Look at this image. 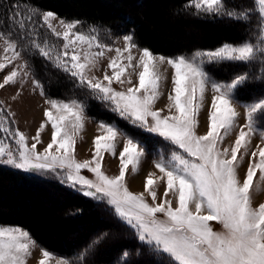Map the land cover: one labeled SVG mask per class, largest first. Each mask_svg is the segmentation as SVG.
Wrapping results in <instances>:
<instances>
[{"label":"snow or ice","instance_id":"obj_1","mask_svg":"<svg viewBox=\"0 0 264 264\" xmlns=\"http://www.w3.org/2000/svg\"><path fill=\"white\" fill-rule=\"evenodd\" d=\"M5 4L8 7L0 13V71L10 65L12 70L3 76L0 89L17 83L22 87L32 77L22 56L27 39L31 50L65 74L76 88L85 90L133 128L162 138L172 148L169 154L161 152L152 160L154 170L147 172L143 191H131L126 175L129 171L133 176L139 174L145 157L142 143L115 123L101 120L98 129L102 134L93 139L91 159L78 160L76 142L84 130L86 101L47 97L41 83L32 77L34 89L46 97L45 119L29 143L25 133L12 127L15 113L0 101V166L51 175L84 197L110 206L139 242L133 251L122 252L118 264H138L141 257L146 258L144 264H264V202L253 205L254 194L261 191L257 180L264 184V88L242 105L237 100L245 85H264V0H186L184 11L243 25L246 35L236 43L223 42L214 50L172 57L139 48L133 33L123 35V47H114L100 40L95 26L81 31L80 20L61 18L63 31H57L52 23L57 19L55 13L41 12L23 0H0V8ZM44 27L55 42L49 40L47 32L40 39V28ZM111 52L115 55L101 69L102 77L90 75ZM164 64L173 72L167 114L162 115L164 109L155 105L164 95L161 88L166 77L159 71ZM226 65L241 66L227 81L214 79L208 71L210 67L226 71ZM137 68L141 70L136 72ZM114 82L121 90L113 87ZM19 95L17 92L12 99ZM238 107L244 108L245 122L234 142L223 147L237 128L241 116ZM202 110L207 130L198 134ZM48 124L51 141L41 151L37 145L43 143L41 133ZM258 133L260 143L252 149V138ZM119 139L123 146L118 151ZM105 153L118 155L117 175L102 170ZM83 170L93 178L83 175ZM161 185L163 193L158 195ZM211 222L219 224L221 230H214ZM107 235L94 239L75 259L57 258L40 246L37 264L53 260L55 264H87V255ZM36 247L29 231L0 225V264H28ZM133 256L137 260L131 259Z\"/></svg>","mask_w":264,"mask_h":264},{"label":"trees","instance_id":"obj_2","mask_svg":"<svg viewBox=\"0 0 264 264\" xmlns=\"http://www.w3.org/2000/svg\"><path fill=\"white\" fill-rule=\"evenodd\" d=\"M40 11L50 10L66 20H80L89 29L95 26L103 32L134 34L135 42L154 53L165 56L190 55L195 50L215 49L223 42L236 43L245 38L243 25L228 20L197 17L184 11L186 0H23ZM5 4L0 13L7 8ZM47 32L40 28V39ZM22 51L32 76L44 88L47 97L86 101L87 112L93 118L118 122L128 133L139 136L147 146H153L150 134L135 129L120 119L101 102L92 99L85 90L76 88L69 78L50 62L31 50L25 40ZM239 65L210 67L213 77L228 80ZM264 85L249 83L237 97L249 101ZM14 128V124L12 125ZM79 210V211H77ZM0 225L25 228L44 249L75 259L88 244L104 233L86 257L87 264H118L125 250L133 251L138 241L133 231L115 217L110 206L86 198L53 176L25 173L9 166H0ZM131 259L137 260L135 256ZM141 257L138 264H144ZM155 264V262H153Z\"/></svg>","mask_w":264,"mask_h":264},{"label":"rangeland","instance_id":"obj_3","mask_svg":"<svg viewBox=\"0 0 264 264\" xmlns=\"http://www.w3.org/2000/svg\"><path fill=\"white\" fill-rule=\"evenodd\" d=\"M50 11V10H46ZM42 12V11H41ZM53 12V11H51ZM55 13V12H53ZM56 14V13H55ZM57 16L56 20H53L52 23L53 25L57 28V31H63V28L59 24V20L62 18L60 16ZM64 19V18H62ZM66 20V19H65ZM72 21V20H68ZM80 30L81 31H87L85 26L80 25ZM128 34V32H119V33H110L109 32H103V30L99 29V38L100 40L109 45L118 46V47H123V40L122 37L123 35ZM62 43V42H61ZM138 45V44H137ZM139 46V45H138ZM139 48H143L139 46ZM209 50H214V49H209ZM134 55L138 56L139 53L136 50H133ZM154 53V52H153ZM157 55H163V54H158L154 53ZM115 53H106V56L100 61L99 65L97 66L96 69H94L90 75H96L98 77H102L103 72L101 69H104L107 67V62L108 58L111 56H114ZM23 59H25L24 54L22 53ZM165 56V55H164ZM170 57V56H166ZM17 63H20L18 61ZM126 63V61H125ZM12 70V65H10L8 68H6L3 71H0V82L3 80V76L6 75L8 72ZM141 69L137 68L135 71L138 72ZM132 69H128L127 72L128 74H132ZM159 71L161 74L166 77V79L162 82V88L161 91L164 93V95L160 98L159 101L156 103V108L160 109L163 108L164 112L163 114H167V109H166V104H167V94L171 90V76L173 70L167 65H161L159 67ZM109 74H111V69H108ZM33 77V76H32ZM32 77H30L26 82L23 83V86L21 87L20 83H17L16 85H8L4 89H0V101L3 102V106L7 109L10 108L12 112L15 113V123H14V128H18L19 131L23 132L26 134V136L29 137V143H31V137L36 134L37 129L39 128V125L43 120L45 119L43 116V110L48 107V105L45 103V96H41L39 94V89H34V86L32 84ZM134 82L138 83V80L135 75L132 76ZM214 78V77H213ZM216 79V78H214ZM221 82L227 81V80H220L217 79ZM128 85H124L123 87L126 88ZM113 87L117 88V90H121V86L116 84L114 82ZM262 89V88H261ZM260 89V90H261ZM20 92V95L17 97L16 100H13L12 97L17 93ZM207 99H206V106L208 102H210V97H211V92L209 91L207 94ZM57 99V98H54ZM64 100V99H63ZM238 103L240 105L244 104L245 100H241L237 97ZM67 101V100H65ZM238 111H240L241 116L237 120V128L232 132V134L226 138L224 141V144L222 145L223 147L229 146L232 142H234L235 136L238 133L239 126L242 125L244 121V108L243 107H238ZM86 120L84 123V130L80 133V135L77 137V142H76V151L75 155L78 160H85V159H91L92 153L94 151V145H93V139L96 135L102 134V130L98 129V122L101 121L99 119L93 118L91 115L88 114L86 110ZM199 127L197 129L198 134H204L206 132V112L204 110L201 111V114L199 116ZM106 121V120H103ZM108 123H115L120 129H122L118 122H109ZM259 124V122H258ZM123 131L127 132L126 130L122 129ZM142 131V130H141ZM51 125L48 124L45 127V130L41 133V139L43 141L42 144H38L37 148L38 150H43V147L47 145L51 141ZM149 134V133H148ZM133 135V134H131ZM136 139H138L142 145L145 148V157L142 160L141 166H140V171L139 174L136 176H133L131 171L126 175V181L128 183V187L131 191L133 192H141L143 191V183H144V178L147 174L148 171L154 170V166L152 165V160L157 157L161 152H163L165 155L169 154L172 146L168 144V142L164 141L162 138L150 134L149 137L153 140V146H147L144 141L141 140L139 136L133 135ZM260 143V137L259 133L252 138V145L251 148L254 149L256 144ZM123 146V140L119 139L117 141V150H122ZM247 163V158L245 161V166L246 167ZM244 167L240 169V175L241 178L244 176ZM102 170L107 174V175H117L119 171V158L118 155L117 157H112L110 153H105L104 154V161L102 162ZM82 174L85 175L87 178L92 179L93 175L88 172L87 170H83ZM137 179L140 180L139 184L136 182ZM257 184L261 185V191L259 194H254L253 196V205L257 206L259 203L264 202V184H261L259 180H257ZM163 193V186L161 185L160 188L158 189V195H162ZM149 201L151 198H148ZM213 229L214 230H221V226L217 224L216 222H211ZM7 226V225H6ZM10 226H17V225H10ZM21 227V226H19ZM23 228V227H21ZM26 230L25 228H23ZM50 252V251H49ZM55 257L57 258H66L65 256L56 254L51 252ZM41 258V247L37 243V247L33 249V253L31 258L28 260V264H37L38 260ZM51 264H55V261L53 260Z\"/></svg>","mask_w":264,"mask_h":264},{"label":"bare ground","instance_id":"obj_4","mask_svg":"<svg viewBox=\"0 0 264 264\" xmlns=\"http://www.w3.org/2000/svg\"><path fill=\"white\" fill-rule=\"evenodd\" d=\"M26 61H28V60H26ZM138 184H139V182H140V180L139 179H137V181H136ZM140 185V184H139Z\"/></svg>","mask_w":264,"mask_h":264}]
</instances>
